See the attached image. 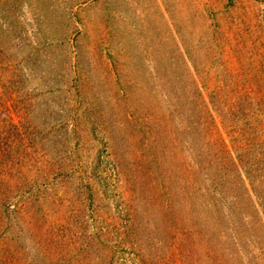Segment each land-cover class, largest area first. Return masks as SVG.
<instances>
[{
	"label": "rangeland",
	"instance_id": "obj_1",
	"mask_svg": "<svg viewBox=\"0 0 264 264\" xmlns=\"http://www.w3.org/2000/svg\"><path fill=\"white\" fill-rule=\"evenodd\" d=\"M0 264H264V0H0Z\"/></svg>",
	"mask_w": 264,
	"mask_h": 264
}]
</instances>
